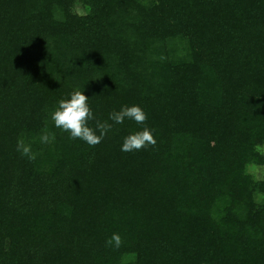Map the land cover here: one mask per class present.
Here are the masks:
<instances>
[{
    "label": "trees",
    "instance_id": "trees-1",
    "mask_svg": "<svg viewBox=\"0 0 264 264\" xmlns=\"http://www.w3.org/2000/svg\"><path fill=\"white\" fill-rule=\"evenodd\" d=\"M77 90L94 147L51 118ZM263 147L264 0H0V264H264Z\"/></svg>",
    "mask_w": 264,
    "mask_h": 264
},
{
    "label": "clouds",
    "instance_id": "clouds-1",
    "mask_svg": "<svg viewBox=\"0 0 264 264\" xmlns=\"http://www.w3.org/2000/svg\"><path fill=\"white\" fill-rule=\"evenodd\" d=\"M88 97L81 91H74L70 99L58 101V108L52 114L55 127L70 134V139H80L89 146L94 147L100 144L106 134L112 129L113 124L108 121L96 120L95 128L89 126V122L95 119L93 111L88 105ZM126 119L133 120L138 125H142L143 130L127 136L122 144V152H133L149 147L155 148L157 141L154 137V130L146 126L147 114L139 106H123L119 111L109 114V120L114 124H122ZM55 139V134L45 128L40 136L41 143H51ZM17 151L23 156H27L30 161L36 159V154L31 151L29 145H25L23 139L17 141ZM123 243L122 237L118 233H113L106 245L119 248Z\"/></svg>",
    "mask_w": 264,
    "mask_h": 264
},
{
    "label": "rangeland",
    "instance_id": "rangeland-1",
    "mask_svg": "<svg viewBox=\"0 0 264 264\" xmlns=\"http://www.w3.org/2000/svg\"><path fill=\"white\" fill-rule=\"evenodd\" d=\"M264 150V147H263ZM250 172H253L256 176V178H262V170L260 168H254L253 170L250 169Z\"/></svg>",
    "mask_w": 264,
    "mask_h": 264
}]
</instances>
